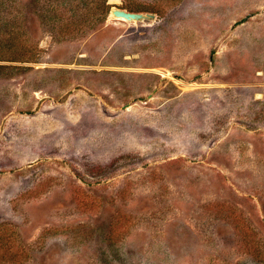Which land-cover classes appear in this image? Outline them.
<instances>
[{"label":"rangeland","instance_id":"obj_1","mask_svg":"<svg viewBox=\"0 0 264 264\" xmlns=\"http://www.w3.org/2000/svg\"><path fill=\"white\" fill-rule=\"evenodd\" d=\"M124 3L0 0V264H264V0Z\"/></svg>","mask_w":264,"mask_h":264},{"label":"trees","instance_id":"obj_2","mask_svg":"<svg viewBox=\"0 0 264 264\" xmlns=\"http://www.w3.org/2000/svg\"><path fill=\"white\" fill-rule=\"evenodd\" d=\"M48 4L54 2L55 7L41 10L38 8L37 11H40L39 16L42 21L45 23H50V25L56 26L60 35H74L76 32L82 28L88 27L86 22L95 19L99 16L100 20L103 21L106 19V16L109 11V6L106 4L107 0H71V2H77L78 5L80 2L85 1L84 7L82 10L75 7L70 12L73 11L71 15H67V9H60L61 6L67 4L70 0H45ZM75 6V4H74ZM119 9L125 10L130 13H139V12H153L151 8H141L139 6L124 3L121 6L117 7ZM39 13V12H38ZM13 46L18 48L16 54L13 50ZM1 51V49H0ZM11 53V54H10ZM37 54L36 45L29 43L27 45L19 44L17 42L9 41L8 42V58H0V61L7 62H29ZM12 55V56H10ZM5 59V60H3Z\"/></svg>","mask_w":264,"mask_h":264},{"label":"water","instance_id":"obj_3","mask_svg":"<svg viewBox=\"0 0 264 264\" xmlns=\"http://www.w3.org/2000/svg\"><path fill=\"white\" fill-rule=\"evenodd\" d=\"M108 17L126 23H143L154 20V15L151 13H130L118 8H111Z\"/></svg>","mask_w":264,"mask_h":264}]
</instances>
